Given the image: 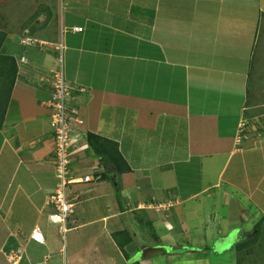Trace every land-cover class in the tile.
Listing matches in <instances>:
<instances>
[{"label": "crops", "instance_id": "crops-1", "mask_svg": "<svg viewBox=\"0 0 264 264\" xmlns=\"http://www.w3.org/2000/svg\"><path fill=\"white\" fill-rule=\"evenodd\" d=\"M57 3L56 18L38 7L24 27L7 31L2 49L16 57L19 72L0 126V264H105L111 235L126 251L137 235L129 225L117 230L119 216L134 215L141 225L158 227L149 215L157 211L186 223L187 204L215 199L212 191L235 200L238 218L230 220L228 233L242 229L240 220L251 219L241 200L260 196V190H249L259 181L250 178L248 168L264 162V136L247 129L259 103L252 89L264 87V0ZM50 24L61 28L54 39L41 34ZM30 38L38 44L24 45ZM29 47L45 59L33 60ZM53 57L64 63L66 82L75 89L73 107L84 120L72 166L99 177L78 187L69 222L75 229L66 235L49 218L59 183L47 105L50 76L59 67ZM108 126L122 131L109 132ZM88 132L117 142L130 168L121 179L113 175L112 181L98 183L106 177L104 169L114 173L115 168L100 163L86 140ZM248 184L249 193L243 189ZM254 201L252 214L264 212ZM103 204L107 212L102 214ZM161 206L169 208L164 212ZM221 206L226 210L228 203ZM213 213L193 211L195 223ZM36 227L45 245L32 239ZM221 230L215 227L217 238L226 234ZM244 234L243 229L239 238ZM123 252L120 247L115 264L139 263Z\"/></svg>", "mask_w": 264, "mask_h": 264}, {"label": "rangeland", "instance_id": "rangeland-1", "mask_svg": "<svg viewBox=\"0 0 264 264\" xmlns=\"http://www.w3.org/2000/svg\"><path fill=\"white\" fill-rule=\"evenodd\" d=\"M64 3L67 4V1H65ZM0 5H2L0 7V31L2 30L7 34L9 33L7 31L11 32L14 29L24 27L26 23L31 19V16H34L36 14V9L38 7L40 8V11L44 10V11H48L49 15L52 14L53 19L58 16V7H56V5L58 6L57 0H0ZM65 6L66 5L63 6V9H65L64 12L67 14L68 9ZM20 7H23L22 10H20ZM60 9H62V7H60ZM58 30L59 33H61V28H58L57 26H55V24H53V26L52 25L48 26V29L42 31L41 34H43L47 38L54 39L58 34ZM61 35L62 38L59 37L58 38L59 40L60 39L63 40L64 32ZM5 42H4V47H5ZM42 49L45 50L44 48ZM42 49L40 50V52L42 51ZM29 52L32 53L33 60L35 58L40 59L42 61L43 59H45L44 55L39 56L38 54L39 52L31 50L30 47H29ZM41 53L43 54V52ZM52 63L53 66L55 64L57 66L60 65L54 59V57ZM66 65H68V63H66ZM62 66H64V63ZM253 86L251 88H253ZM254 91L256 92V94H258V97L255 96ZM252 94H253L252 96L255 99H257L259 103L257 102L258 106L255 109L253 108V112L251 113V120L248 118L250 121H248L247 129H252L254 132L257 129L260 131L259 136H264V87L257 84L254 87V89H252ZM250 103L254 105V100H251ZM5 104L6 102L3 103L4 106ZM106 129L109 130V132L115 131V133H120L119 131H122V129L119 128L117 129L116 127L112 128V126H108ZM107 130L104 131L108 132ZM75 149H78V147L75 146ZM74 157H76V155H74ZM133 159H135V157H133ZM76 161H78V159ZM248 169L252 173L250 178L253 181L254 180L259 181L258 183H251L253 187H251L249 190H251V193H256L257 190H260V196L254 200L260 202V206H264V162L256 167L249 165ZM229 170H231V167L229 168ZM121 174L122 173L117 175V179H119L118 177H120L121 179L122 177ZM105 180L112 181V178L110 177V175H108L105 178L101 179L98 183H101L102 181ZM248 187L249 184L248 186L245 185L243 189H245V191L248 192L249 191L247 189ZM78 190H77V194H78ZM237 193L238 191H235L233 189L232 198L236 199ZM211 195L212 197L216 196V198L212 199L211 201H209L208 199H203L202 204L194 203L195 207H191L190 203L187 204L189 206L183 209L186 212L185 214L187 215L183 217L186 223L183 222L178 223V221H175V218H178L177 215H171L170 213L165 214L163 212L158 213L157 211L155 212L151 211L149 215H151V217L155 219V221L157 222L156 224H158V227L156 226L153 227L150 225V223L148 225L142 223L144 225L143 226L141 225V222L137 221L138 218H136V216L134 215L119 216L118 217L119 224L116 225L117 230L118 227L126 228L129 225V228H132V232L137 233V235L134 236V240H132V244L127 248L128 252L126 251L125 254L129 253L130 254L129 257L132 256V260L139 261V263L137 262L136 264H236L238 253L236 249L237 246H235L236 244L235 242L238 243L239 234H241L243 229L247 234L245 235L246 237L253 234V232L255 231L254 225L255 223H257L258 220L264 217V212H260V210L257 209V211H254L252 214L250 208L253 207L255 209L253 202L256 205V202L252 200V198H255L254 194L251 195L252 198L250 197V199L253 202L249 201L248 199L245 201L244 199H242L241 200L242 204L245 206L244 209H242L243 211H245L243 213L245 214L247 210L250 214L249 219H251V221L249 223H244L240 220L241 223L240 227H242V229L240 228L238 230H234L230 234L228 233V226L230 220L233 219V217L235 219L238 218L236 211L237 209H235V202H234L235 200L234 201L232 200L233 201L232 202L227 196L225 198H222L221 193L216 194L214 191L211 192ZM222 201H224V203L226 202L228 203V207L226 206L227 211L222 210L225 207V206H221ZM162 208L164 211V209H168L169 207L161 206L159 209L162 210ZM207 208H209L211 212H214L213 213L214 215L210 214L212 218L210 217V219L207 220L206 218L208 217V215H205L202 218L203 222L201 224H196L193 211L200 213L207 211ZM106 212H107L106 204H103L102 214ZM215 214H218L219 216ZM241 214L242 213H239L240 219H241ZM142 215L144 217L143 219L146 221L145 217L147 218V214L143 213ZM160 216L161 217L163 216L162 221L164 222L165 220L167 224L164 223L163 225V223L159 221L161 219ZM91 217L92 214L88 215L86 219H91ZM93 217H95V214L93 215ZM140 219L141 218H139V220ZM188 219H190V222ZM186 224L188 226L187 230L185 229ZM215 227L217 230L222 229L221 232H223L224 230L226 234L221 238H217L216 236L219 235L215 233L216 232ZM261 227L264 230V222L263 224H261ZM204 236L205 238H208L209 236L210 239L209 238L202 239ZM113 237L114 236L111 235V239L108 241V244L105 246L104 248L105 250L103 251L104 260L106 261L105 264H115L114 262L117 260L118 257H120L119 255L120 248L115 243ZM247 241H249L250 244H253L255 246L256 255L254 254V256L255 259L257 260L255 261V264H264V251H262V249H264L263 237H261L259 242H256L257 240L253 238H249ZM144 244H148V246L151 249H155V250L164 247L166 248L167 252L165 254L159 253V254H152V256L150 255L149 257H143L141 250L144 248L143 246ZM213 244L216 246V249L212 248ZM205 246H207L206 247L207 249L203 248ZM107 247H109V250H107ZM212 250L214 252H212ZM87 251L88 250H85L86 253ZM229 253H232V255L235 256L236 261L233 262L231 261L233 256ZM96 258L97 256L95 255V259ZM121 261L123 262V258L121 259ZM128 264H132V262L128 261Z\"/></svg>", "mask_w": 264, "mask_h": 264}, {"label": "built area", "instance_id": "built-area-1", "mask_svg": "<svg viewBox=\"0 0 264 264\" xmlns=\"http://www.w3.org/2000/svg\"><path fill=\"white\" fill-rule=\"evenodd\" d=\"M82 29L74 28L75 31H82ZM50 82L52 93L47 105L50 108V124L55 142L56 174L59 183L54 195L50 198V203L54 204L55 210L49 218L53 224L58 225L60 233L66 235L70 230L68 225L74 213L75 201L78 200V187L91 184L99 177L77 171L72 166L75 162L74 148L77 142L83 139L80 127L84 124V120L79 107H73L75 89L66 83L62 67L59 66L51 73ZM79 91H84V89H79ZM32 239L41 244L46 242L39 227L34 228Z\"/></svg>", "mask_w": 264, "mask_h": 264}, {"label": "trees", "instance_id": "trees-1", "mask_svg": "<svg viewBox=\"0 0 264 264\" xmlns=\"http://www.w3.org/2000/svg\"><path fill=\"white\" fill-rule=\"evenodd\" d=\"M1 6L2 5H0V7ZM7 36H8L7 33H5L2 30L0 31V94H1L0 95V126L3 124L5 120L9 102L11 100V94L15 86V82L17 80L18 72H19L18 69L19 63L17 62L16 57L7 54L2 50L4 47V42L7 40ZM62 65L63 63L60 64L59 66ZM4 102H6L5 106L3 105ZM85 137L92 151L99 157L101 161L100 163L104 166L105 165L107 166V163H109V166L111 164L115 168L114 173L105 171L104 169V172H102L104 176L110 175L112 177L113 175L116 176L120 173L128 172L130 170L126 160L123 158V156L119 151V145L117 144V142L103 138L91 132H88L85 135ZM263 222H264V217H262L260 220L257 221V223H255L254 225L255 231L253 232V234H251L248 237L245 236L247 234H244L239 238L240 240L238 241V243L236 242L235 246H237L236 249L238 253L236 264H247V263L255 264V261H257L254 256L255 246L253 244H250L249 241L247 240L249 238H253L257 240L256 242H259L261 237H263L264 239V230L261 227V224H263ZM214 244L212 248L216 249V246ZM120 247L124 251L123 253L125 254L126 252L125 247L123 245H120ZM206 247L207 246L203 248L207 249ZM262 251H264V249H262ZM141 252L143 251L141 250ZM157 254H159V252ZM125 255L128 256V253Z\"/></svg>", "mask_w": 264, "mask_h": 264}, {"label": "water", "instance_id": "water-1", "mask_svg": "<svg viewBox=\"0 0 264 264\" xmlns=\"http://www.w3.org/2000/svg\"><path fill=\"white\" fill-rule=\"evenodd\" d=\"M167 247V246H166ZM142 256L144 257V256H146V257H149L150 255L152 256V254H157L158 252L159 253H166V248H158V249H151L150 247H146V248H143L142 249ZM154 252H156V253H154ZM148 253H150V254H148Z\"/></svg>", "mask_w": 264, "mask_h": 264}, {"label": "clouds", "instance_id": "clouds-1", "mask_svg": "<svg viewBox=\"0 0 264 264\" xmlns=\"http://www.w3.org/2000/svg\"><path fill=\"white\" fill-rule=\"evenodd\" d=\"M74 30V29H73ZM23 44L24 45H26L27 44V46H31V45H36V44H38L37 42H33V40L30 38V39H23ZM72 216V215H71ZM71 218V217H70ZM70 222V221H69ZM68 227H69V229L70 230H72V229H75L74 227H71L70 225H68ZM69 230V231H70ZM45 237V236H44ZM46 240V239H45ZM45 244H46V242H45ZM18 257L15 255V256H13V258L11 257V259L14 261V260H16Z\"/></svg>", "mask_w": 264, "mask_h": 264}, {"label": "bare ground", "instance_id": "bare-ground-1", "mask_svg": "<svg viewBox=\"0 0 264 264\" xmlns=\"http://www.w3.org/2000/svg\"><path fill=\"white\" fill-rule=\"evenodd\" d=\"M62 45H63V43H62ZM62 45H59V47H58V48H60V47H63ZM59 59L61 60V59H62V57H59ZM60 60H59V63H60V64H62ZM62 60H63V59H62ZM60 67H62V66H60ZM62 68H63V67H62ZM66 83H67V82H66Z\"/></svg>", "mask_w": 264, "mask_h": 264}]
</instances>
